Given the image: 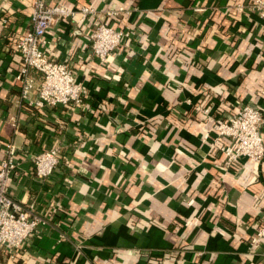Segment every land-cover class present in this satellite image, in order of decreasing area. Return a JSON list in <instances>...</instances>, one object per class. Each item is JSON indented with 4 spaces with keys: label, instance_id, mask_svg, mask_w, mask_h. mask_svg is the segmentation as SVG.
Listing matches in <instances>:
<instances>
[{
    "label": "crops",
    "instance_id": "crops-1",
    "mask_svg": "<svg viewBox=\"0 0 264 264\" xmlns=\"http://www.w3.org/2000/svg\"><path fill=\"white\" fill-rule=\"evenodd\" d=\"M51 1L120 10L104 23L130 37L100 62L87 36L95 22L53 23L48 50L87 98L16 105L13 44L31 0H0V160L12 140L21 172L8 192L54 210L12 259L0 250V264H264V241L249 247L264 219V157L225 168L214 143L213 120L238 102L264 115V19L236 7L250 0ZM56 142L51 176L23 173Z\"/></svg>",
    "mask_w": 264,
    "mask_h": 264
},
{
    "label": "built area",
    "instance_id": "built-area-1",
    "mask_svg": "<svg viewBox=\"0 0 264 264\" xmlns=\"http://www.w3.org/2000/svg\"><path fill=\"white\" fill-rule=\"evenodd\" d=\"M236 7L240 10L246 7L264 19V0H250L247 6ZM119 11L99 12L90 5L75 10L60 2L31 0L30 27L13 44L14 52L20 59L15 75V80L19 83V95L15 104L26 103L40 109L58 105L69 109L83 104L87 98L86 88L66 64L52 56L48 50L46 31L53 23H67L76 15L81 20L95 22L94 27L87 33L90 50L92 56L100 62H106L109 53L118 49L122 41L130 37L129 30L104 23L105 15L116 16ZM236 107L229 116H218L213 120L214 143H219L217 149L224 156L225 168L231 167L243 157L256 162L264 157L262 111L250 104L239 102ZM195 111L209 116L208 108L196 106ZM12 125L15 127V122ZM3 147L4 157L0 160V250L12 259L16 250L22 248L32 236L38 235L49 223L54 210L48 206L40 211L34 202L25 204L12 198L8 187L21 174L18 171V148L12 140L5 142ZM62 148L56 142L32 155L31 168L23 173L40 179L51 176L62 158ZM263 241L264 219L256 225L249 247L253 248Z\"/></svg>",
    "mask_w": 264,
    "mask_h": 264
}]
</instances>
